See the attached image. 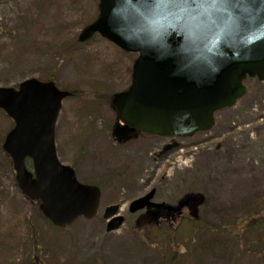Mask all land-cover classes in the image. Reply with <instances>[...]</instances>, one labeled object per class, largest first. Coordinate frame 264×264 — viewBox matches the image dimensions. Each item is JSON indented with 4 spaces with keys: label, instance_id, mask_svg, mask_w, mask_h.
<instances>
[{
    "label": "rangeland",
    "instance_id": "obj_1",
    "mask_svg": "<svg viewBox=\"0 0 264 264\" xmlns=\"http://www.w3.org/2000/svg\"><path fill=\"white\" fill-rule=\"evenodd\" d=\"M99 12L100 0H0V86L18 88L37 78L81 91L63 101L57 153L82 182L102 189L96 217L54 228L17 184L3 150L13 120L0 109V264H26L35 252L48 264H264V244L250 238L255 229L247 226L244 236L229 230L240 212L264 195V82L247 78L246 94L216 113L211 130L151 161L148 143L113 139L117 113L108 97L128 89L138 54L98 33L79 40ZM153 188L157 202L170 204L202 195L198 218H184L175 231L161 221L156 230L137 232L142 213L129 212V204ZM114 203L122 205L125 223L108 232L103 213ZM195 227L210 234L198 239L193 233L192 243ZM171 250L179 257H165Z\"/></svg>",
    "mask_w": 264,
    "mask_h": 264
},
{
    "label": "water",
    "instance_id": "obj_2",
    "mask_svg": "<svg viewBox=\"0 0 264 264\" xmlns=\"http://www.w3.org/2000/svg\"><path fill=\"white\" fill-rule=\"evenodd\" d=\"M99 18L85 28L83 41L100 32L124 50L139 52L130 88L113 104L124 125L114 135L125 140L136 130L155 135L192 136L214 125V112L233 105L245 92L249 74L264 80V0H222L215 23L202 25L186 16L148 12L155 0H101ZM71 93L54 82L30 78L18 89L0 87V108L14 120L4 150L10 154L22 191L41 200V210L57 226L78 217L93 218L101 191L81 183L75 170L56 153L55 127L62 101ZM34 164L35 177L26 167ZM155 190L130 206L159 209L156 217L180 213V208L153 203ZM194 200L187 204L191 207ZM119 205L108 206L110 219ZM124 222L112 218L107 230Z\"/></svg>",
    "mask_w": 264,
    "mask_h": 264
},
{
    "label": "flooded vegetation",
    "instance_id": "obj_3",
    "mask_svg": "<svg viewBox=\"0 0 264 264\" xmlns=\"http://www.w3.org/2000/svg\"><path fill=\"white\" fill-rule=\"evenodd\" d=\"M136 140H141V141L148 143L149 147L153 149L152 155L151 157H149V160L151 161H157L160 159H164L168 157L169 155L178 151L180 148L185 147L186 144L188 143L185 141L184 138H178V139H175L176 141H174V138L167 137V136H147V138L143 139L142 134H138V137L136 138ZM171 143L176 144L175 147L173 149H168L165 152H162L164 148L169 146ZM263 200L264 199L258 196L257 198L253 200L251 209H246V210L241 211L240 212L241 219L232 221L231 232L233 231V227L235 226H239L242 230L246 229L249 221L254 224H260V222H258V220L256 219V216L260 212L264 211L263 208H261V206H263ZM187 201L188 199L181 200V201L178 200L176 202V205H180L181 203H184L182 207V213L180 214V216L174 215L177 222L184 219L186 216H190L191 209L189 208L188 205L185 206Z\"/></svg>",
    "mask_w": 264,
    "mask_h": 264
},
{
    "label": "snow or ice",
    "instance_id": "obj_4",
    "mask_svg": "<svg viewBox=\"0 0 264 264\" xmlns=\"http://www.w3.org/2000/svg\"><path fill=\"white\" fill-rule=\"evenodd\" d=\"M153 0H149L152 3ZM168 13L186 16L202 25L213 24L221 11L222 0H155V8L148 12Z\"/></svg>",
    "mask_w": 264,
    "mask_h": 264
},
{
    "label": "trees",
    "instance_id": "obj_5",
    "mask_svg": "<svg viewBox=\"0 0 264 264\" xmlns=\"http://www.w3.org/2000/svg\"><path fill=\"white\" fill-rule=\"evenodd\" d=\"M83 93V92H82ZM81 94V91H79V90H76V91H74V95L75 96H78V95H80ZM105 95V94H104ZM110 96H112V95H110ZM108 96H106V98H107ZM109 99H112V97L110 98V97H108ZM261 208H263L264 209V203H263V206H261ZM260 218H263L262 220H260V221H264V214H263V216L262 217H260ZM260 221H258V222H260ZM262 224H264V222H260V224H257V226H261ZM145 226H147V225H145ZM250 226V225H249ZM206 227V226H205ZM205 227H203V228H196L195 227V229H191V232H190V241L193 243V237H192V235H194L195 234V237L196 238H198L199 239V235L201 234V233H203L204 231V229H205ZM151 228V227H150ZM208 229L212 232V231H215L214 230V228H212L211 227V225L209 224L208 225ZM194 233V234H193ZM204 234H210V232H208V231H205V233H203V235ZM162 243H164L163 241H162ZM179 252H177V251H173V250H171L169 253H166V255H165V257H169L171 260H174L175 258H176V256H177V258L179 257ZM48 264L46 261H44L41 257H40V255L37 253V252H35V254H33V255H30V257L28 258V261H27V263L26 264Z\"/></svg>",
    "mask_w": 264,
    "mask_h": 264
}]
</instances>
